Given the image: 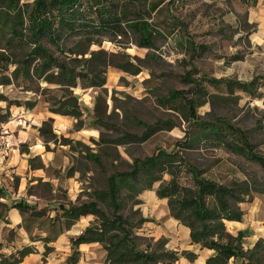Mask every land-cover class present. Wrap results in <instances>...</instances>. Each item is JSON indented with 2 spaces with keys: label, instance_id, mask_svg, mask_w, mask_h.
Listing matches in <instances>:
<instances>
[{
  "label": "trees",
  "instance_id": "16d2710c",
  "mask_svg": "<svg viewBox=\"0 0 264 264\" xmlns=\"http://www.w3.org/2000/svg\"><path fill=\"white\" fill-rule=\"evenodd\" d=\"M163 2L169 6L174 0H32L21 5L18 0H0V84H9L11 77L19 78L30 90H33V83L37 84L38 89L40 83H45L41 93L48 102L50 111L73 116L76 119L74 127L81 128L84 125L83 110L78 96L74 94V88H102L110 67L134 75L142 67L129 58H122L124 51L108 53L101 48L91 49V45H101L105 38H109L121 48L134 43L137 47L147 48L152 52L150 50L157 49L156 38L161 35V31L156 21L152 20L151 13L159 11ZM131 32L135 35L134 39L129 36ZM70 38L74 39L73 43L67 46ZM176 43L186 44L193 52L200 49L193 41L184 42L183 38L176 40ZM19 45H23L26 51L17 57L13 51ZM54 50L58 52L57 55ZM150 55L147 53L146 58ZM10 64L14 65L12 74H4ZM194 73L198 71L193 68L183 77L185 83L190 84L191 92L171 90L164 99L168 102L182 98L184 108L194 118L197 132L192 137H187V142L197 141L202 137L210 143H222L229 150L264 166V156L253 151V144L243 129L223 118L205 121L196 115L200 105L199 98L208 92L204 82L231 93L237 89L253 98H260L263 95L259 91L264 86L261 81L263 77L255 75L250 80L203 78L193 77ZM1 99L7 100V103L4 107L0 106V126L8 121L12 104H22L3 94H0ZM35 102L36 100L27 99L23 104L30 107ZM94 120L97 123L99 116H95ZM154 131L155 126L148 125L140 138H147ZM39 132L46 147L48 142H70L55 134L52 118L43 121ZM101 139L99 137L96 142L99 143ZM76 143L83 145L81 142ZM85 147L88 151L91 149ZM85 155L98 161L93 152L89 151ZM179 164L191 172L194 186H185L178 181L175 169ZM165 172L171 176L167 181L161 178V174ZM159 180L155 189L157 197L166 198L170 215L189 228L191 242L216 251L207 258V264H226L230 258L237 257L242 258V264H264V238L257 239L251 248L245 250L242 246L245 233L240 231L233 235L225 226V220L242 219L243 211L238 204L249 200L247 182L233 180L230 184H225L202 177L197 168L185 161L176 147L170 150L158 148L152 155L133 158L129 170L111 173L107 178V188L92 193L96 198L94 200L58 204L57 209L61 213L49 219L51 226H55L56 222L59 224L58 234L62 227L69 229L81 216L91 214L95 217V221L80 234L71 237L72 250L67 258L68 264L77 263L78 245L88 242H98L105 249L104 264L175 262L179 254L165 248L166 239H154L136 233V228L149 221L148 218L141 217L134 226L126 216L118 213L124 202L125 189L138 195L143 190L152 189L153 184ZM100 200L112 208L111 214L99 206ZM140 202L137 200V203ZM14 206L22 214L31 210L30 219L40 218V222H44V213L36 210V206L23 201L15 202ZM60 220H63V224ZM56 236L51 231L43 239L50 242ZM140 239L146 240V244L142 245ZM48 250L50 247L45 246V253ZM33 251V247L24 246L14 253L3 255L0 264H18ZM180 254L189 259L195 257L194 253L188 251Z\"/></svg>",
  "mask_w": 264,
  "mask_h": 264
},
{
  "label": "rangeland",
  "instance_id": "374dc122",
  "mask_svg": "<svg viewBox=\"0 0 264 264\" xmlns=\"http://www.w3.org/2000/svg\"><path fill=\"white\" fill-rule=\"evenodd\" d=\"M31 1L18 0V3ZM165 2L160 5L159 11L151 13L152 20L156 21L161 31L156 38L157 49L149 52V49L137 47L134 43L121 48L109 38H105L101 45L94 43L90 47L101 48L108 53L124 51L122 58H129L142 67L135 75L110 67L105 85L90 88L96 92L97 105L91 115L94 119L95 116L100 118L95 125L102 139L99 143L94 142L91 146L93 151H90L96 154L98 161L81 153L74 160L75 167L80 171L77 178L79 191L74 200L80 203L96 199L92 193L107 188V178L111 173L129 170L133 158L152 155L158 148L170 150L176 147L202 177L225 184L245 180L249 200L238 205L248 213L255 208V220L263 221L264 166L229 150L222 143H210L202 137L187 142V137L197 132L194 118L184 108L182 98L168 102L164 99L171 90L191 92L190 84H186L183 77L193 68L198 71L193 77L250 80L259 75L264 82V0H174L169 6ZM129 36L135 38L133 32ZM181 38L184 42L193 41L200 49L193 52L186 44L176 43ZM71 39H68L67 46L73 43L74 39ZM25 51L26 48L19 45L13 52L20 57ZM55 53L57 55L58 52ZM147 53L151 54L148 58ZM13 69L14 65L10 64L4 74H12ZM39 85L38 89L33 83V90H30L19 78L11 77L9 84H0V94L23 103L32 96L43 97L41 88L46 84L42 82ZM204 85L208 92L199 98L197 117L205 121L223 118L240 127L249 136L253 151L264 156V86L259 88L263 95L253 98L237 89L231 93L207 82ZM6 103L7 100H0L1 107ZM16 105L12 104L13 107ZM148 125H154L155 131L141 139ZM71 148L88 152L80 144ZM179 165L175 169L178 181L185 186H194L191 172ZM170 177L169 173L161 174L163 181ZM159 183L160 180L156 181L152 189L143 190L138 195L125 189L124 202L118 213L126 216L134 226L141 217H149V211L154 209L157 197L154 191ZM38 193L47 198L39 208L47 215L45 217L52 215L51 218H54L61 213L57 209L59 203L72 202L67 189L61 185L55 192L42 189L39 185ZM137 200L141 202L137 203ZM99 206L106 213H112V208L103 200L99 201ZM45 217L41 225L43 228L50 219ZM60 221L63 224V220ZM152 222L157 224L154 219ZM136 230L140 236L161 238L151 235L148 232L151 229L145 222ZM139 242L145 245L147 241L140 239Z\"/></svg>",
  "mask_w": 264,
  "mask_h": 264
},
{
  "label": "crops",
  "instance_id": "0c3cea01",
  "mask_svg": "<svg viewBox=\"0 0 264 264\" xmlns=\"http://www.w3.org/2000/svg\"><path fill=\"white\" fill-rule=\"evenodd\" d=\"M74 94L78 96L83 110L84 125L79 129L74 127L76 119L73 116L50 111L48 102L40 95L28 98L36 100L30 107L23 103L11 106L8 121L0 126L6 130L9 139V148L2 156L1 162L6 169L14 168L15 171L13 176L6 173L0 181V259L3 255L14 253L24 246H31L34 251L27 254L18 264H68L67 258L72 250L71 237L80 234L94 221L91 214L81 216L69 229L61 226V232L58 234V223L51 226L48 219L47 226L43 228L40 218H29L31 210L22 214L14 206L15 202L23 201L36 206V210L41 208L47 198L38 193L39 185H42V189L52 192L61 185L67 189L70 199L75 203L74 197L79 191L77 178L80 171L75 167L74 160L78 153L87 152H78L71 146L81 142L83 146L91 147L98 140L99 133L91 115L96 104V92L90 88L77 87L74 88ZM19 118L21 123L18 122ZM48 118H52L55 134L69 139V143L48 142L46 147L39 127ZM89 151H93L92 147ZM153 207L154 209L149 211V217L145 215L149 219L145 224L151 229L148 231L151 235L166 239L165 248L179 254V258L170 264H207V258L216 251L191 242L189 228L170 215L167 199L155 197ZM254 210L255 208L249 213L243 212L240 221L225 220V226L231 234L236 235L240 231L245 233L242 239L245 250L251 248L257 239L264 238V220H255ZM45 216L47 215H43ZM153 219L157 224L152 222ZM51 231L57 234L56 238L45 242L43 238ZM45 246L50 247L46 253ZM77 248L79 257L76 264H104L106 251L100 243H81ZM182 251L192 252L195 257L189 259L180 254ZM242 261L239 257L230 258L226 264H242Z\"/></svg>",
  "mask_w": 264,
  "mask_h": 264
},
{
  "label": "built area",
  "instance_id": "2783aa9c",
  "mask_svg": "<svg viewBox=\"0 0 264 264\" xmlns=\"http://www.w3.org/2000/svg\"><path fill=\"white\" fill-rule=\"evenodd\" d=\"M21 119H18V122L21 123ZM9 148V139L7 138V132L3 127H0V181L3 179L6 173H9L11 176L15 174L14 168L6 169L2 162V156Z\"/></svg>",
  "mask_w": 264,
  "mask_h": 264
}]
</instances>
